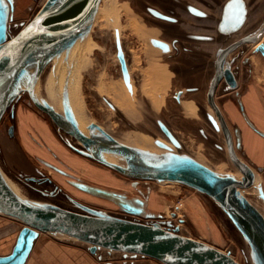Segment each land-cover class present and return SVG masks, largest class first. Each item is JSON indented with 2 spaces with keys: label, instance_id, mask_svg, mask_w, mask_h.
Returning <instances> with one entry per match:
<instances>
[{
  "label": "rangeland",
  "instance_id": "obj_1",
  "mask_svg": "<svg viewBox=\"0 0 264 264\" xmlns=\"http://www.w3.org/2000/svg\"><path fill=\"white\" fill-rule=\"evenodd\" d=\"M45 2L14 0L9 34L24 26ZM150 5L147 0H102L89 35L78 38L68 51L64 49L46 65L36 83L37 93L61 111L67 97L80 127L97 122L124 142L158 155L165 149L155 144L156 139L171 144L160 124L164 122L181 142V147L174 146V151L187 152L218 172L240 176L221 128L217 129L210 119L215 113L206 94L195 98L184 89V95L178 96L183 84L167 63L169 53L153 42L163 33L150 22L159 21L149 14ZM120 52L129 68V81L121 67ZM253 62L254 74H264V58L256 56ZM210 77L206 71L205 89ZM11 109L17 113L14 136L7 133ZM62 131L27 92L8 107L0 121V166L20 193L75 211L82 210L71 198L111 215L142 222L159 221L231 253L244 264H254L247 239L227 212L207 194L177 181L127 176L76 152L62 141ZM237 152L240 154V149ZM117 160L126 165L124 158ZM11 174L24 180L48 178L53 183L44 186L33 183L32 188ZM75 182L122 192L129 199L139 197L144 202V212H127L115 201L86 192ZM255 184L264 189L263 176H258ZM53 185L61 193L52 194ZM242 192L264 212V200L256 186ZM146 212L154 216L146 217ZM23 225L22 221L0 213V254L11 252ZM40 233L27 264H164L145 255L104 247L92 253L84 241Z\"/></svg>",
  "mask_w": 264,
  "mask_h": 264
},
{
  "label": "water",
  "instance_id": "obj_2",
  "mask_svg": "<svg viewBox=\"0 0 264 264\" xmlns=\"http://www.w3.org/2000/svg\"><path fill=\"white\" fill-rule=\"evenodd\" d=\"M101 2L102 0H46L24 26L9 35L8 21L14 0H0V121L12 102L21 93L27 92L42 112L49 115L60 129L80 144L76 146L68 138V144L76 152L130 177L177 181L207 194L227 212L247 239L254 264H264V214L242 192L256 186L259 196L264 200V189L261 184H255L254 168L237 152L233 133L214 97L215 88L223 75L234 82L230 68L223 66L227 53L238 44L257 42L264 33V24L255 34L243 36L221 51L207 95L208 103L216 115H211V119L214 126L221 128L223 132L229 156L241 173L239 179L229 172H218L187 152L174 151V146L181 147V142L164 122L160 121L161 127L173 145L156 139L155 144L165 149L158 155L124 142L97 122L91 123L87 135L80 130L67 97L63 102L64 114H61L45 99L41 101L35 95L34 87L52 56L64 49L68 51L78 38L89 35ZM242 5L243 20L246 8L244 3ZM199 13L202 14L203 11L200 10ZM153 42L165 47V43L158 38ZM259 48L264 51V44ZM119 58L126 80L129 81V68L122 52L119 53ZM31 63H36V70L32 75L27 68ZM25 81L27 87H19ZM10 133L13 134V125ZM235 134L236 144L240 149L241 137L237 127ZM105 152L120 154L126 165L108 161L103 155ZM2 170L0 166V213L18 219L24 225L12 251L0 254V264H25L40 232L64 234L84 241L89 244L92 253L104 247L145 255L164 264H244L231 253L206 241L184 235L177 228L166 227L159 221L142 222L111 215L72 198L82 211L64 208L48 201L21 198L10 189ZM74 184L86 192L115 201L127 212H144V202L139 197L129 199L125 193L101 186L77 182ZM144 214L146 217L154 216L151 212Z\"/></svg>",
  "mask_w": 264,
  "mask_h": 264
},
{
  "label": "flooded vegetation",
  "instance_id": "obj_3",
  "mask_svg": "<svg viewBox=\"0 0 264 264\" xmlns=\"http://www.w3.org/2000/svg\"><path fill=\"white\" fill-rule=\"evenodd\" d=\"M147 1L151 3L148 6L149 14L160 21H150L156 24L158 29L162 30L163 36L158 39L165 43V47H159L169 53L170 59H168L167 63L172 72L178 74L177 80H180L183 84V89L178 94L179 97H182L186 90L188 94H192L195 98H198L202 93H205L207 98L211 80L216 73L217 58L221 51L243 36L255 34L264 24V12L259 19L253 18L256 10L251 11L249 4L251 0ZM253 1L255 3L258 1L264 3V0ZM242 3L245 4L246 8L243 20L241 10L244 6ZM200 10L203 11L202 14L199 13ZM11 16L14 18L13 14L10 13L9 19H11ZM263 38L264 33L257 41L258 43H241L227 53L223 60V66L230 68L234 82L227 80L226 76L223 75L215 88V101L233 133L236 149L239 148L236 144V134H234L235 124L229 122L227 114L233 107L244 118L247 117L243 97L248 87V81L256 79L254 57L264 58V51L259 48L261 44H264ZM206 71L211 74L207 89L204 86ZM213 116L216 117V115ZM16 117V110L11 109L9 115L10 123L7 126V133L10 136H14L16 132V124L14 122ZM12 125L13 134L10 133ZM62 132L64 134H60L62 141L64 139V142L71 147L67 142L70 135L64 130ZM69 138L75 140L72 136ZM10 176L32 188L35 186L33 183L38 186H44V184H49L50 182L53 183L48 178L37 180L36 178L27 177L24 180V178L21 179L13 174ZM41 191L47 193L45 189H41ZM51 193H61V190L53 185Z\"/></svg>",
  "mask_w": 264,
  "mask_h": 264
},
{
  "label": "crops",
  "instance_id": "obj_4",
  "mask_svg": "<svg viewBox=\"0 0 264 264\" xmlns=\"http://www.w3.org/2000/svg\"><path fill=\"white\" fill-rule=\"evenodd\" d=\"M249 4L251 11L256 10V14H254L253 18L259 19L264 12V3H261V1L255 3L251 0ZM243 103L245 105L246 118L237 110L233 109V107L229 114H227V118L229 122L235 124V128L237 127L239 129L241 137L239 155L254 168L256 177L263 176L264 178V74H256L255 80L248 81ZM40 236L41 233L35 239L33 248L25 264L29 262L34 251L36 240ZM14 245L15 244H13V246Z\"/></svg>",
  "mask_w": 264,
  "mask_h": 264
},
{
  "label": "bare ground",
  "instance_id": "obj_5",
  "mask_svg": "<svg viewBox=\"0 0 264 264\" xmlns=\"http://www.w3.org/2000/svg\"><path fill=\"white\" fill-rule=\"evenodd\" d=\"M8 33H10V26H9V23H8ZM10 35V34H9ZM10 37V36H9ZM57 55H59V54H56V55H54V56H52V59L54 58V59H56L55 57L57 56ZM58 57V56H57ZM51 59V60H52ZM58 59V58H57ZM60 62V61H59ZM61 64H59V66H60ZM63 66V65H62ZM61 67V66H60ZM27 68H28V70H29V74H33L34 72H35V70H36V63H31V64H28L27 65ZM49 80V79H48ZM52 80V79H51ZM19 87H21V88H26L27 87V84H26V81L25 82H21L20 83V85H19ZM39 92V91H38ZM34 93H35V95L39 98V100H41V101H43V98H41V95L39 96V94L37 93V90H36V85H35V87H34ZM117 100H119V99H117ZM153 100V99H152ZM48 103V102H47ZM49 105H51L57 112H59V113H61V114H64V111H61V110H59V109H57L55 106H53V104H50V103H48ZM120 105V104H119ZM71 108V107H70ZM72 110V109H71ZM73 112V111H72ZM73 114H74V112H73ZM74 117H75V114H74ZM75 119H76V117H75ZM76 121L78 122V125H79V128H80V130L83 132V133H85V134H89V127H90V125H91V123L88 125V126H86V128H83L82 126L80 127V124H79V121L76 119ZM135 147H137V146H135ZM137 148H139V147H137ZM139 149H141V150H143V151H149V152H151L150 150H148V149H142V148H139ZM104 156H105V158L108 160V161H110V162H112V163H116V164H121V165H125V164H122V163H120L118 160H117V158H119V159H123V157L120 155V154H115V153H108V152H105L104 154H103ZM117 157V158H116ZM238 173H240L239 171H238ZM2 174H3V177H4V179H5V181H6V183L8 184V186L10 187V189L16 194V195H18L19 197H21V198H24V199H27V198H29V197H27V196H25V195H23L22 193H20V190H18L17 188H16V186L12 183V181L10 180V179H8V177L5 175V173H4V171L2 170ZM241 174V173H240ZM234 175H236V174H234ZM237 178H241V175L240 176H236ZM169 181V180H168ZM257 181V177H256V180H255V182ZM253 205H255L263 214H264V212L261 210V208L257 205V204H255L254 202H252L251 200H249ZM40 234V233H39ZM62 235H64V234H62ZM64 236H67V235H64ZM14 247V246H13ZM13 249V248H12ZM31 253V252H30Z\"/></svg>",
  "mask_w": 264,
  "mask_h": 264
}]
</instances>
